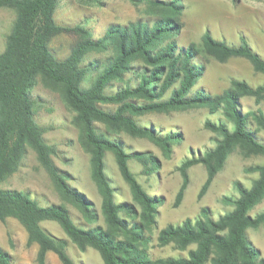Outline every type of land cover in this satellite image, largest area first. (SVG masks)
Listing matches in <instances>:
<instances>
[{"label":"trees","instance_id":"obj_1","mask_svg":"<svg viewBox=\"0 0 264 264\" xmlns=\"http://www.w3.org/2000/svg\"><path fill=\"white\" fill-rule=\"evenodd\" d=\"M160 4L165 11L153 21L137 20L126 25L111 26L106 37H111L114 47L112 55L102 65L94 64L97 71L85 84L92 66L81 65L85 51L100 44L90 38L82 26H62L56 23L54 11L57 0H0V7L15 11L11 30L6 36L4 49L0 52V183L16 170L26 148H32L39 163L49 174L55 188L63 199L70 201L84 216L91 210V202L72 188L65 175L53 163L49 145L42 138V129L33 118V100L30 89L37 76L61 88L68 105L75 111L74 119L83 126L87 143L92 148V178L101 194V209L108 227L125 224L119 212L125 209L123 203L113 201V190L104 173V150L113 152L119 172L128 183L133 198L142 205L146 221L152 218V198L140 188L129 170L126 153L115 140L97 135L93 121L123 127L131 135L149 134L152 131L138 125L131 112L161 110L205 104L210 112L221 110L231 121L228 127L223 121L215 123L207 119L204 127L219 133L214 148L201 156L190 157L178 166L181 184L175 194L174 206L182 199L188 183L187 169L195 163H203L207 175L202 183L198 198L211 183L217 167L234 142H240L252 152L264 155V143L259 142L247 128L248 116L257 128L264 131V83L251 86L245 80L231 79L222 93L210 95L196 91L189 95L193 83L198 80L201 66L193 57L208 54L223 61L228 57H243L254 70L264 73V58L254 51L244 37L238 44H228L204 31L200 46L192 44L178 48L174 34L180 29L172 14L180 13L179 0H146ZM64 32H75L80 38L70 53L63 59L57 58L49 46L50 40ZM105 37V38H106ZM140 58L146 68L137 71V83L131 86L129 80L113 93L106 88L111 81L121 77L130 60ZM169 94L166 96V93ZM249 96L261 108L247 112L238 109V98ZM114 102L118 106L107 110L100 104ZM129 111V112H128ZM170 135L167 139H173ZM165 140V141H166ZM258 175L250 186L237 184L238 195L227 198L233 205L230 211L214 219L207 207H202L194 218H186L179 224H167L160 229L157 240L160 245L170 242L179 248L190 244L187 256L161 257L155 264H264V255L253 248L247 238L248 227L264 223V210L250 215L249 210L264 196V163L252 167ZM13 217L23 226L27 234L26 243L37 244L36 261L44 264L48 251L54 252L61 264H75L66 252L67 240L45 231L40 222L53 220L59 224L70 241L80 249L91 246L96 249L104 264H141L138 257L127 256V243L117 240L101 226L83 227L73 222L64 204L40 205L24 190L0 187V220ZM136 227V226H135ZM0 264H14L11 255L0 246Z\"/></svg>","mask_w":264,"mask_h":264},{"label":"rangeland","instance_id":"obj_2","mask_svg":"<svg viewBox=\"0 0 264 264\" xmlns=\"http://www.w3.org/2000/svg\"><path fill=\"white\" fill-rule=\"evenodd\" d=\"M178 2L182 4V9L180 13L172 14L180 24V29L174 34L178 48L192 44L200 46L201 35L208 31L212 37L228 44H238L242 36L264 58V0ZM165 12L170 11L146 0H57L54 19L62 26H82L88 30L92 40H100V44L85 51L81 58V65L92 66L85 80V84H88L97 71L94 64L102 65L113 53L112 39L106 37L112 25H126L137 20L151 22ZM14 17L13 9L0 7V52L4 49ZM79 38L78 33L64 32L54 36L49 46L57 58L63 59ZM193 62L200 65L201 70L198 80L192 85L190 96L196 91L220 94L229 87L231 79L245 80L251 86L264 83V73L254 70L243 57H228L220 61L208 54H199L193 57ZM143 68L146 65L140 58L130 60L122 76L113 79L106 92L113 93L124 86L126 79L131 86H135L137 71ZM29 94L33 100V118L41 127L42 138L52 151L49 155L53 163L63 172L67 183L91 202V210L84 216L70 201L61 197L49 174L39 163L36 152L30 147L26 148L16 170L0 183V187L27 191L42 206L64 204L75 224L86 228L101 226L108 230L114 238L127 243L126 255L138 257L142 260L141 264H155L154 260L161 257L187 256L188 250L194 248L195 244L185 248H179L173 242L160 245L157 240L160 229L167 224H179L186 218L194 219L202 207H207L214 219L230 211L233 205L227 198L233 199L238 195L237 184L250 186L258 175L252 167L264 163L263 154L234 142L199 198L197 194L206 178V167L203 163H195L187 169V186L182 199L174 206L175 194L182 180L178 166L187 158L201 156L211 150L220 138L218 132L204 127V122L207 119L215 123L223 121L231 127V121L225 118L222 111L210 112L207 105L194 103L177 108L131 112L134 121L150 129L153 136L131 135L123 127L95 120V133L115 140L129 154V170L153 202L152 218L146 221L142 205L133 198L128 183L119 172L113 152L105 149L104 173L113 190V201L125 206L119 212L124 226L108 227L101 209L102 197L91 175L92 148L85 139L82 124L74 119L75 111L65 101L61 88L44 82L40 76L36 77ZM100 105L111 111L118 106L114 102ZM258 108H261V103H256L252 97L243 95L238 98V109L242 114ZM247 120V128L259 142L264 143V131L257 128L251 116ZM170 135L175 137L166 140ZM262 210L264 196L253 205L249 214L254 215ZM40 225L49 234L67 240L66 252L75 264H104L96 249L91 246L80 249L68 239L57 222L43 220ZM246 234L250 245L264 255V223L248 227ZM26 240V231L17 219L7 217L4 221L0 220V246L11 255L14 264H38L37 244H27ZM44 264L61 262L54 252L48 251ZM205 264H209V261Z\"/></svg>","mask_w":264,"mask_h":264}]
</instances>
